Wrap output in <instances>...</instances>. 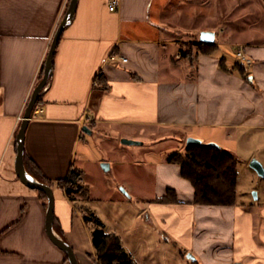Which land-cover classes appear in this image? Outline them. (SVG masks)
Masks as SVG:
<instances>
[{
    "label": "crops",
    "instance_id": "1",
    "mask_svg": "<svg viewBox=\"0 0 264 264\" xmlns=\"http://www.w3.org/2000/svg\"><path fill=\"white\" fill-rule=\"evenodd\" d=\"M214 1L117 0L111 11L109 0H76L42 101L25 127L23 163L25 156L52 182L53 231L79 264H95L88 212L138 264H264V219L235 205L195 204L178 166L165 161L174 150L168 148L195 129H224L229 137L240 129L264 133V38L232 44L251 63L229 66L209 21L180 19V11L220 2ZM68 3L0 0V264H69L46 234L44 200L15 168V131ZM202 31L214 33L213 51L182 57L180 47L196 50ZM111 54L126 61L105 62ZM98 74L106 90L98 89ZM87 125L90 134L125 129L142 139L143 156L103 162L83 136ZM148 137L163 145L160 155L144 143ZM70 168L81 171L86 198L76 193L70 201L57 185ZM167 189L176 201H159Z\"/></svg>",
    "mask_w": 264,
    "mask_h": 264
},
{
    "label": "rangeland",
    "instance_id": "2",
    "mask_svg": "<svg viewBox=\"0 0 264 264\" xmlns=\"http://www.w3.org/2000/svg\"><path fill=\"white\" fill-rule=\"evenodd\" d=\"M213 2L216 1L213 0ZM196 5L186 12L180 11V19L195 22V25L202 21H209L210 26L218 35L217 41L222 44L220 46L221 53L229 66L240 62L236 55L237 46L232 44L252 41L254 38H264V3L262 0H226L225 3L220 0L217 4H209L205 7ZM221 31L224 32V35L219 38ZM196 38L195 35V41ZM188 45L191 46L189 43ZM151 130L149 132L158 133V130H155L156 132ZM162 131L171 130L163 129ZM226 133V130L218 128L195 129L185 133L183 137L180 134L181 139L178 140V143L174 142L168 150L174 148L171 151H182L186 138L192 137L202 143H215L232 153L237 159L238 173L235 207L242 211L251 212L257 221L264 219V215H262V210H264V177L258 175L250 165V162L255 159L264 168V133L263 131L243 129L236 131L232 137ZM83 136L91 146L93 155L102 158L103 162L112 163V166L115 165L117 159L132 157L137 160L143 156L140 149L142 139L141 141L136 140L125 129H95L93 134L83 133ZM124 139L131 140L133 143L125 146L122 143ZM156 139L148 137L146 140L144 139L146 141L144 143L148 144V147H155L157 155H160L163 145H160L159 142L155 143ZM84 144L80 142V151L85 148ZM123 147L124 149H122ZM113 173H115V169L112 171ZM126 173L134 180L138 177L128 169ZM55 190H57L56 187H54ZM235 264L240 263L236 262Z\"/></svg>",
    "mask_w": 264,
    "mask_h": 264
},
{
    "label": "trees",
    "instance_id": "3",
    "mask_svg": "<svg viewBox=\"0 0 264 264\" xmlns=\"http://www.w3.org/2000/svg\"><path fill=\"white\" fill-rule=\"evenodd\" d=\"M262 1L264 3V0ZM67 6L68 4L65 10ZM196 47L197 50H194L189 45L181 46L179 49L180 55L190 59L197 51L200 53L213 51L214 45L199 42ZM42 75L43 65L39 71L36 84L41 80ZM96 81L99 90H106L108 88L101 74L97 75ZM41 96L42 94L39 95L34 108L42 101ZM19 126L16 128L15 135L18 132ZM87 128L91 129L92 126L87 125ZM165 161L178 166L180 176L192 187L193 202L195 204L222 207L235 205L238 174L237 159L226 149L217 144L211 146H186L185 144L182 151H175L168 154ZM24 165L28 168V173L36 181L48 186L52 185L51 181L39 176L36 166L32 164L27 166L25 156ZM80 177L81 171L70 168L65 178L57 180L56 182L63 189L66 197L70 201L75 200L76 193L86 198V189L80 184ZM35 191L44 200L43 206L46 209V195L42 191ZM175 197L174 191L167 189L165 194L159 198V201H176L177 199ZM84 220L85 222L92 223L90 237L94 248V255L90 256V259L95 264H138L123 247L120 237L113 231H106L102 222L92 212H88L84 216ZM58 233L59 235L62 234L61 231Z\"/></svg>",
    "mask_w": 264,
    "mask_h": 264
},
{
    "label": "water",
    "instance_id": "4",
    "mask_svg": "<svg viewBox=\"0 0 264 264\" xmlns=\"http://www.w3.org/2000/svg\"><path fill=\"white\" fill-rule=\"evenodd\" d=\"M75 7H76V0H69L67 9L65 10L51 39L50 46L45 56V60L43 64L42 78L35 85L34 89L32 90L29 96L28 102L24 109L23 117L18 132L16 134L17 154L15 159L16 173L17 176L20 178L21 182L31 189L42 191L46 195L47 197V207L45 213L46 234L48 235L50 241L56 246V248L60 250L67 257L69 264H79V263L73 250L65 242L60 240L53 231L54 196L51 187L44 183H40L38 181L33 180L31 177H28L26 174V170L24 168V163H23V139H24V131L26 124L31 117L36 101L39 95L41 94V92L44 90L47 80L50 76L52 70V60L58 40L65 26L71 21L75 11ZM199 41L201 43L212 44L214 42V33L210 31H202L199 35ZM82 131L88 134L91 133L90 129L87 128V126H83ZM122 143L131 144L133 143V141L124 139L122 140ZM185 144L186 146H196V145L211 146L214 145L215 143H211V142L202 143L198 139L188 137L186 138ZM250 165L258 173V175L264 177V168L262 167L259 161L253 159L250 162Z\"/></svg>",
    "mask_w": 264,
    "mask_h": 264
},
{
    "label": "built area",
    "instance_id": "5",
    "mask_svg": "<svg viewBox=\"0 0 264 264\" xmlns=\"http://www.w3.org/2000/svg\"><path fill=\"white\" fill-rule=\"evenodd\" d=\"M116 6H117V0H109V2H108V9L109 10H111V11L115 10ZM236 55H237V57L240 58L241 64L250 65L251 60L247 56L244 55L241 48H239L236 51ZM125 61H126V58L117 57L114 54H111L110 56L105 58V62L112 63V64H117L119 62H125Z\"/></svg>",
    "mask_w": 264,
    "mask_h": 264
}]
</instances>
